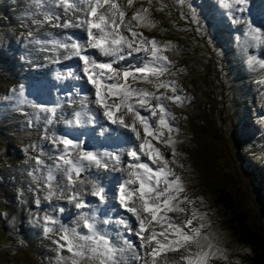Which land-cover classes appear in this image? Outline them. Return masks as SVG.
Wrapping results in <instances>:
<instances>
[{
	"label": "snow or ice",
	"instance_id": "1",
	"mask_svg": "<svg viewBox=\"0 0 264 264\" xmlns=\"http://www.w3.org/2000/svg\"><path fill=\"white\" fill-rule=\"evenodd\" d=\"M36 2L40 5L41 0ZM148 2L151 3V0ZM79 4H87L89 7L86 18L78 19L75 24H72L71 20L60 24L61 17L55 12L58 6L63 8L65 14L83 10L70 0H50L47 4L48 10L44 13V20L37 19L34 23L40 25L56 21L53 27L86 28L87 45L78 43L75 39L71 43H65L63 40H53L51 43L54 47L65 49L66 58H79L87 82L94 88V100L91 103L98 110L102 109V116L106 121L130 129L139 142L135 150L127 153L131 158L127 167L121 168L126 178L119 186L118 196L119 205L127 214H131L138 227L133 229L124 219L118 220L116 226H124L129 234L136 235L139 238V249L143 251L140 252L134 245L130 248L120 246L105 231L112 223L111 220L98 219L85 213L81 219L83 228L87 229L88 234H80L76 227L69 229L60 226L59 240L55 243L58 250L66 248L70 255L58 256L57 262L58 264H136L142 261L143 264H181V262L208 264L214 253L210 250L211 245L200 239V227L203 225L193 226V220L198 216L196 209L192 208L190 218L182 219L179 216L180 213L188 211L181 205H192L193 201L186 194L181 199V195L185 193L181 177L169 166L170 161L165 157L164 152L152 143L155 140L165 148H170L172 157H176V141L172 133L178 129L170 124L168 118L171 113L164 102L172 101L179 105L183 97L177 94L180 89L175 80L161 79L166 74L175 75L171 71L172 62L164 54L168 46L162 47L157 39H150L137 31L138 28H154L155 24L148 18L146 8L143 6L134 8V0H121L120 4L117 0H79ZM128 10L132 12L130 18L126 19ZM86 46L98 49L104 57L114 59L112 62H97L85 51ZM133 53L145 54L142 66L134 70L113 67L116 60H123ZM180 71L182 72L183 69ZM139 83L149 84L155 90L150 91L146 87L136 86ZM161 89L164 91L161 92ZM83 104L84 101H81V106ZM141 110L150 115H142ZM140 128L143 129V136ZM165 133H167L166 138ZM52 143L63 145V150L57 157L62 163L55 164V172L49 167L47 175L43 178L44 187L47 189L45 199H68L69 202H75L76 208H85L87 205L82 197L85 189L83 187L76 189L75 178L90 170L93 165L104 168L109 166L102 164L97 154L91 151H79L80 145L70 138L59 137ZM142 156L146 157L155 168L143 161ZM114 159L117 163H121L119 156ZM171 163H175V159ZM36 164L43 165L44 161L37 158ZM58 176L59 181H63L66 177L67 185L58 182ZM89 183L91 196L98 197L101 202L108 198L104 187L92 181H80L82 186ZM65 191H71L73 194L65 197L63 195ZM36 203L39 204L40 201L37 200ZM169 213H177V216L174 218ZM45 220L54 225L59 223L51 216H45ZM53 231L52 227L45 229L46 233ZM145 232L147 235L144 234ZM124 242L130 243L126 239ZM193 247L196 248L195 251L192 250ZM162 251L178 253L179 260L165 256L158 261L157 256ZM126 253L130 254L125 255Z\"/></svg>",
	"mask_w": 264,
	"mask_h": 264
},
{
	"label": "rangeland",
	"instance_id": "2",
	"mask_svg": "<svg viewBox=\"0 0 264 264\" xmlns=\"http://www.w3.org/2000/svg\"><path fill=\"white\" fill-rule=\"evenodd\" d=\"M151 2H154V0H151ZM160 2L163 4V0H155V3L159 4ZM35 4H37V2H35ZM4 5H0V7ZM141 6L147 9L153 7L151 3L147 1L137 3L135 8H140ZM153 8V13L151 12L149 14V19L155 24V27L152 29L138 28L137 31L142 32L143 35L149 38L157 39L162 47L164 45L168 46L165 50L169 49V60L172 62L171 71L175 73V75L168 74L166 79L169 76H171L173 80L177 79L178 86L185 91L186 96H188L187 101L189 102L187 106H175L178 111V118L176 117L177 125L181 124L179 129H181V126L183 129H186L187 126V136L180 135L176 137V139L181 142L180 149L182 155H176L174 158L185 164V168L181 169L182 173L186 179L191 181V184L185 188V193L182 194L181 199H183V195L186 194L198 208V215H200L203 225L202 233L200 230V239L202 242L210 244V250L214 253L210 258L212 259L210 260V264H251L248 259V255L251 252L250 248L238 244L235 235L229 229L228 221L231 216V208H227L226 206L225 208L216 203L215 195L212 190L207 188L206 182L215 181L216 178H218V173L221 174V172L224 171L227 174V176L224 175L225 177H231L235 180L234 185L237 188H233L230 181H228V188L232 189L231 195L235 198L236 208L246 212L250 225L256 224L264 228V189L259 186V181L264 179V153L252 155V153L254 154V152H256L254 147L246 150L244 149L245 146L237 147L231 144L230 141L231 148H229L227 144V149L223 145L221 148L216 149V143L214 142V137L221 138V129L223 126L225 127L228 122L232 121L235 116V99H239V101L243 103L252 98H248L249 96H247L245 101L241 100L238 86H236L235 96L231 97V95H229L231 87L227 89L226 78L229 76L228 78L232 84L233 75L231 74L233 72L231 71L234 69L238 73V69H235L228 59L224 60L221 55L215 57L218 61V69H214V55L211 53V51H213V44L210 43V41L200 40L199 44L193 47L194 50L198 51V54L201 55L195 59L190 57L193 55H190L188 58H184L181 55L182 51L180 52V50L185 49L186 41L181 36H179V38L177 37V40L174 39L175 37H170L171 35H175V31L172 29L173 24L181 31L187 27H191L187 24L188 22L184 20V15L181 11L179 12L180 15L178 12L176 14L179 16L182 23H177V20L167 16L170 13L165 8L160 9L159 6L155 4ZM166 8L174 12L172 6L171 8ZM189 10L190 8L187 7L186 14L191 16L192 13ZM218 53L219 52H216V54ZM201 59L207 61L203 63ZM219 59H221V61ZM242 66L251 68L248 67V63ZM180 69H183V71L181 72ZM225 73H229L230 75L224 76ZM1 77L2 75L0 73V92H2L0 93V98H3L7 96L8 88L5 89L6 86H2L4 80L1 79ZM148 88L152 89V87ZM227 94L228 96H226ZM253 100H255V98ZM225 102H227L225 111L230 112V115L224 114V111L218 108L219 104H222L220 108L222 109L225 106ZM191 105L193 106L191 107ZM195 106H197L200 112L194 110ZM11 110L12 109L8 110L9 113H11ZM186 111H189V113H186ZM244 111H248V106H244ZM170 113V123L174 124V114L172 112ZM245 116L246 118L244 119L248 120L247 115ZM196 120H199L197 126H203V129H205V134L198 132V127L195 128L194 122H196ZM218 122H220L221 129L218 126ZM185 123H187V125ZM11 124L13 125V123ZM231 126V124L226 126L228 131ZM190 127H193V131L196 129L199 136H190ZM13 128H15L14 125ZM175 128L177 127L175 126ZM223 132L225 134L227 133L225 129ZM125 135L127 138L131 137H128V134ZM22 140L21 138L9 137L7 135L0 136V209H2L0 210V264H50L56 262V259L49 258L52 254L37 249L35 245H33V248L37 250V252L42 253L43 260H41V257L34 256L30 250L31 247L25 245L27 242L21 233L27 230L24 227L22 229V220H24V224L26 225H31L34 221L39 224L40 221L42 222L43 218H45L44 214L37 212L34 214L32 209L25 208L26 211H23L24 215L20 217L18 216V212L21 210L18 209V207H16L18 212L15 210L14 206L16 202L14 199H12V208L14 210H8L5 207L3 209L2 207L4 203L8 202V194L5 191L7 194L6 197L2 184H5L7 180L10 182L14 179L15 181V176L12 175L11 170L16 167V164L19 162V156L13 164L10 162L9 157H11L13 150H15V153L19 154L15 149V145H18ZM210 140L214 145L209 147ZM10 143L13 144L11 149L8 148ZM242 148L243 150H241ZM21 160L22 159H20V161ZM22 161L24 162V160ZM241 185L244 186L242 190L239 188ZM15 186L16 183H13L11 188ZM23 194L11 193L10 195L12 198L16 195L22 198ZM190 206L191 205L187 208L188 211H190ZM232 207L235 208L234 206ZM30 210L31 212L33 211L32 214L34 217H32ZM183 214V216H186L187 212ZM39 216H42L40 220ZM196 223L198 225V220ZM205 237L207 238L206 240L204 239ZM192 250L195 251L196 248L193 247ZM44 255L47 257L45 258Z\"/></svg>",
	"mask_w": 264,
	"mask_h": 264
},
{
	"label": "bare ground",
	"instance_id": "3",
	"mask_svg": "<svg viewBox=\"0 0 264 264\" xmlns=\"http://www.w3.org/2000/svg\"><path fill=\"white\" fill-rule=\"evenodd\" d=\"M141 1L142 0H139V2H137V0H134V8H135L136 4L137 3H140ZM145 1H148V0H145ZM35 2H36V0H18V1H12L10 3V6L13 7V8H15L16 6H18L19 4L20 5L23 4V5H28L29 6L30 4H35ZM117 3L120 4L121 3V0H117ZM80 8L83 9L82 11H85V6L84 7L81 6ZM131 11L132 10H128L127 15H126V19L130 18ZM67 17L68 16H66V18ZM71 17H72V15H71ZM83 17L86 18V16H84V15L80 16L81 19ZM33 26L34 27H32V28H28L27 37H32L33 38V41H34L36 39H39L40 36L43 35V34L40 35V32H43L45 30V27L42 26V24H40V25L34 24ZM13 28L16 31H18V33L20 35H22L25 32L24 31L25 29L21 28V26H19V25L18 26L14 25ZM230 39L231 38H229V40ZM247 39L248 40H251L254 43L259 42V40H257V39L254 38L253 33L250 34L249 36H246L245 37L244 44H245V42H248ZM35 43H37V45L39 46L38 42H35ZM36 50H38L37 47H36L35 51ZM63 51H66V50H63ZM241 51L243 53L247 54L246 53L247 51H246V49L244 47H241ZM16 53H17V51H16ZM164 54L167 55L168 53H164ZM21 56H22V54H19V58ZM26 63L27 62H23L22 64H20V67H23ZM22 77L25 78L26 77V74L23 73L22 74ZM171 80H173V78H171ZM176 80L177 79H175V81ZM263 80L264 79H262V81ZM237 84H238V82H237ZM145 85H146V83H139L136 86L142 87V86H145ZM237 86H238V91H239V97H240L241 100H243V101L246 100V97L247 96H249L248 98H252L253 92L251 91V88L249 87V84L248 83H247V85L240 84V85H237ZM160 91L162 92L164 90L161 89ZM177 94L178 95H181L183 97V101H182L181 105H184L186 103V101L188 100V96H186L185 91L184 90H182L181 92L178 91ZM260 94H264V93L261 92ZM164 103L167 105L168 110L174 114V124L175 125L172 124V126L174 128L176 126L177 128H175V129H178V131H174L172 133V137L176 141L175 147H176L177 155L181 156V153H180L181 152V149H180V145H181L180 143L181 142L178 141L175 138V135L178 134L179 131H180L179 126L177 125V122H176L177 121V118H176L175 113H174V107H173V105L175 103H173L172 101H165ZM8 110H10V109L6 108L5 111H2L1 110L0 117H5L4 120H5L6 123H9V124L13 123V125L15 126V129L16 130H18V126H24L25 124H27V120L28 119L34 118L32 116H29V114H28L27 111H23L21 114H19L17 117H15L14 116L15 110L12 109L11 110V113H9ZM142 112H144V111L141 110V114H142ZM39 118H41V116H39ZM154 119L155 118H153V121H154ZM168 119H169V122H170V118H168ZM117 127H118V129H120L123 132V133H121L120 138H122L125 141L124 142V145L126 146V149L124 151L123 163L121 164L122 166H114L112 169H110L106 173H103L101 171H97V169L94 171L95 172L94 173V176L97 178L98 181H101L102 182V187L105 184H108V183H112V184L116 185V184H118V182H121V181H123L124 178H126V174L121 171V168H126L127 167V164L125 162L130 159L127 156V153L129 151H131L129 149V147H131L133 145L138 146V143H139L135 139V134L132 133L130 131V129H125L124 127L118 126V125H117ZM111 128H112V131L113 132H117L118 131L113 125L111 126ZM186 128H187V126H186ZM33 129H34V131L32 132L31 135H26L25 138L22 141H20V143H18V145H15V149L21 147V148H23L21 150L24 151V153H28V155H29V153L35 155L33 157H30V158L23 157L25 155H19V158H18L19 159V162L16 164V167H14L11 170L12 175L15 176V181L13 179V181H10L9 182L10 185L13 184L14 182H17L15 188L17 186L21 185V184H24V182L29 181V179H31V178H38V177H40L41 176V173H42V176L44 178V176L47 175V170H48L49 167H52L53 170H54V172H55V164L62 163L61 161H59L57 159V157H58V155L61 153V151L63 149L56 148L55 145L52 143V141H49L48 138L45 137L44 134L39 133V129L38 128H33ZM140 131H141V135L143 136V129L140 128ZM125 134H128V137L129 136H131V137L130 138H127ZM166 136H167V133H165V138H166ZM152 143L156 147H159L162 152H164L165 157L170 161L169 166L176 172L177 175H179L181 177V181L183 182L185 188H187L191 184V181L188 180V179H186L185 176H184V174L182 173V170L181 169L182 168H185V164L182 163L181 161H179L178 159L172 157V155H171V149L170 148H165L163 144L157 143V141H155V140H153ZM35 145H41L42 148L44 146H48V150L45 151L46 154H47L46 157L40 156V152H39V147L40 146H35ZM21 150H16V151L19 152V154H21ZM86 150L87 149H79V151H82V152L83 151H86ZM37 158L43 160L44 161V164L43 165H37L36 164V159ZM20 159L24 160V162L22 160L20 161ZM173 159H175V163H171V161ZM38 166H41V168H37ZM112 178H114V180L111 182V179ZM81 180H84V179L83 178L76 179V189L78 190L81 187H83L85 190L82 192V197H89V196H91V194H90L91 189L89 187L91 184L89 183V184H85V185L82 186L80 184V181ZM88 181H91V180H88ZM67 183H68L67 182V178L65 177L64 180L62 181V184L63 185H67ZM11 193L12 194H16V193L23 194L24 193L26 196H28L26 198H29L30 197V192L28 190L15 189ZM68 193L70 195H72V193L70 191H68ZM181 197H182V195H181ZM22 198H25V197H22ZM61 204L65 207V212L66 213L68 211H71L70 207L66 204V201L65 200H63L61 202ZM181 206L182 207H185V208H188L189 205L184 204V205H181ZM190 207H191V208H189L190 211H187V215L186 216H183L184 215L183 213H180L179 214V216L182 219H187V218H190L191 217V210H192V208H195L196 211L198 209L194 204H192ZM197 213L199 214L198 211H197ZM169 215L175 218L177 216V213H169ZM197 220H198V216H197V218H195L193 220V226L198 227V225L196 223ZM51 227L54 229V231L52 233H46L44 229L38 230V231H37V229H35V231L37 233H31L30 234V237H29L31 239L33 245H35V247L37 249H41V250L47 251V252H49L52 255H54V254L55 255H58V256L59 255H63V256L69 255V253H67V251H66V248L64 250H58V247H57V244L55 243V241H58L59 240L60 230L58 231L56 229V227H54V226H51ZM185 230H188V229H185ZM77 231L80 234H88L87 233V229H84L83 228V223L81 224L79 230H77ZM60 243H64V242L63 241H60ZM47 249H49L50 251L47 250ZM142 251L143 250L140 249V252H142ZM165 253L167 254V252H164L163 255ZM128 254H130V253H126L125 255H128ZM159 255H160V253H159ZM44 257L46 258L47 256L44 255ZM157 260L158 261L161 260V257L160 258L157 257ZM50 264H58L57 258H56V262H53V263H50ZM142 264H143V262H142ZM181 264H186V262H181ZM208 264H210V260L208 261Z\"/></svg>",
	"mask_w": 264,
	"mask_h": 264
},
{
	"label": "trees",
	"instance_id": "4",
	"mask_svg": "<svg viewBox=\"0 0 264 264\" xmlns=\"http://www.w3.org/2000/svg\"><path fill=\"white\" fill-rule=\"evenodd\" d=\"M197 127L198 132L205 134L203 127ZM215 148L219 149L221 147L218 145ZM224 175L227 176L224 171L221 174L218 173V178L213 182L207 181L206 186L213 191L215 201L219 206L231 208V216L228 221L229 229L235 235L238 244L250 248L251 252L248 255V259L251 264H264V228L256 224L250 225L246 212L236 208L235 198L231 195L232 189L228 188V181H230L233 188H237L234 185L235 180ZM243 187L241 185L239 188L242 190Z\"/></svg>",
	"mask_w": 264,
	"mask_h": 264
}]
</instances>
